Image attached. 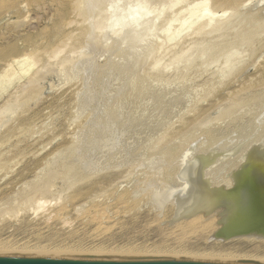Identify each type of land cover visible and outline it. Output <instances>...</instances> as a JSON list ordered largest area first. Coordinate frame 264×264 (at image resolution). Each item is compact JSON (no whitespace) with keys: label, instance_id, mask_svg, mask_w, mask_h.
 <instances>
[{"label":"rangeland","instance_id":"obj_1","mask_svg":"<svg viewBox=\"0 0 264 264\" xmlns=\"http://www.w3.org/2000/svg\"><path fill=\"white\" fill-rule=\"evenodd\" d=\"M76 1L75 0H0V236H2L0 237V241H3V242H0V244L2 243L0 247L5 246L4 243H7V241L9 242V244L11 243L13 247L18 246V248L23 247L24 245H25L24 247H27L26 246L27 244L29 245L28 247L32 245V247H36V248L37 247L39 248L40 245L43 246V248L47 246L45 249H49V248L51 249L52 247H53L52 249H55L56 247L59 248L61 246L62 247L64 246L63 248L69 250L72 247L74 251H81V250L86 251L88 249L91 251L92 247L95 249L96 248L98 249V246H100L99 249H104L106 247V249L108 250L110 249L118 250V247L120 246L119 249L122 248L121 250L125 248V250L127 249L129 251L133 248L135 250L134 251L132 249L133 252L137 254H138L137 252L138 250L141 253H143L144 251L146 255L147 254L150 255L153 252L156 255H153V254L151 255L158 256V257L149 256L145 258L138 257V258H133V260H139V261L157 260V261H166V262H182L186 259V261L184 262L194 261L195 263H198L195 260L191 258L188 259L186 257L190 255L193 256L194 255L193 253L198 255L199 252L201 255H207L210 251H212V248L214 247V244L210 243L212 236H215V234H217L220 229L225 231L226 229L225 225L227 223L219 227L217 231H215L216 232L215 234L214 232H212V234L209 235L210 237L204 234L205 232H203L202 234L196 233L194 234V236L193 234L189 236L187 235L185 236L184 233L181 235V233L178 232L176 234H179V237L176 235L175 237L173 235L175 238L171 235V232L175 230L173 229L174 225L173 226L171 225V222L173 221V219L175 221H178L180 220L178 216L181 218V217H184V215L186 216L187 215L186 213L191 212L190 205H192V203H190L189 200H190V195L192 194V192L198 189V187L207 186V181L204 178H202L203 177L202 175L198 174L199 176L195 175L193 177L190 175V173L188 174V172H190V169L193 166L196 167L198 166V164H200V162H202L203 157L199 153L196 154L195 152L197 151L195 149H194L195 151L194 150L185 151L184 152L185 156H182L183 152L181 153L182 155L179 154L178 151L181 149L179 145L180 144L184 145L185 143L184 141L186 139L184 138L182 140V138L180 137L181 136L186 137V135L187 136L190 135V133L193 132L192 130H194L195 132L192 134L196 135L195 130H197V132L199 133L200 129L198 128L201 127V124L204 126V124H206L207 121L211 117H214L216 114H218L227 104L231 103L230 105H233L232 103L234 102L239 104L241 103V101L243 102V100L247 98L251 93H254L256 90L259 91V88L264 89V0H92V1L84 0L83 3H85L86 5L81 4L80 5L81 8L80 7L76 8L75 7L77 6L76 4H74L75 6L73 5V2L75 3ZM134 11H140V13H142L140 15L142 16L141 17L142 19H140L139 17L140 22L139 21H138L139 23L137 22L138 26H136V31L132 32V28L135 29V26H134L131 29H129V31L127 30L126 33L124 34L122 33L120 37L117 38L116 36H114L113 33L110 32L111 31L110 27L113 21L115 19H124L125 17L127 18ZM80 14H82V16ZM83 14H85L86 16L85 15L83 16ZM82 17L84 19H82ZM72 22L73 24H71ZM241 33H243L242 35L246 33L244 36V39H245L244 44L240 45L235 50L227 51L229 49L224 48L225 44L229 41H231L229 43H232L234 39L236 40V35H234V39L232 40L233 38L232 34H237V37H238ZM248 33H251V34L254 33V34L252 36L251 34L249 35ZM228 34L230 35L229 36L230 39L228 37ZM226 37H228L227 41H226ZM214 40L217 42L218 45L214 42ZM247 40L250 42H247ZM207 42L208 43L210 42L209 44L211 45L207 46L208 45ZM221 43L222 44L224 43V45H222ZM201 45L203 46L201 47ZM89 46H92V47L88 49ZM52 48L55 51H51L53 50ZM84 48L86 49V51ZM217 48L219 50H217ZM220 48L222 51L220 50ZM91 49L94 50V53L96 51L94 57L92 56L94 53L93 52H92L93 54L91 53L92 51ZM194 49H197V50L194 51ZM83 50L85 52H88L89 50L88 53H91V56H90L89 62L87 60V64H85L86 62H84L83 64L85 65L81 64L82 66H79L80 69L78 68L77 76L79 77L81 75L82 67L84 68V66L90 65L89 70H87L88 67L87 69L84 68V70L86 71L85 72L83 71L84 73H82L83 75H81L80 78L76 77L74 78V80L71 79L72 80L71 82L68 80L69 82L68 83L67 80L65 81L66 79L65 76L62 75L64 73H60V72H63L62 68H60L61 65H63L61 64V62L62 63L65 62L67 58L69 59L77 58L76 56H79V54ZM214 50L221 53L220 56L218 52H212ZM191 51H194L195 53ZM222 52H224V55ZM230 55L231 57L229 60L227 58ZM181 57H182V61L184 59H189L190 57H192L191 59L193 58L196 59L194 63V70H196L197 72L203 73V74L201 73L200 75L199 74L196 75L195 88L198 87V85H200L201 83H202L201 85L205 86L204 88L208 86L207 83L213 84L210 86L211 91L209 90V92L207 93L208 95L205 94L203 96L204 98H202L199 101L200 103L198 102L199 106H196L198 104L197 103L195 105L196 106L195 108L192 107L188 111L189 114L188 113H187L188 115L185 114L186 116L185 118L182 117L181 120L179 119L180 121L177 122L173 126V128L172 127L170 128L171 130L168 129L169 132L166 130L167 132L165 131L162 134H160L162 137L159 135L160 136L159 140H158L159 136L158 137L154 136L155 139L152 136L151 139L153 138L154 140L152 139L150 141V138H149L150 136L149 135L147 136V133L145 135L144 132L140 133L136 131L134 135V133L130 134L127 131L122 132V130H117L116 128H113V125L110 122V119H108V116L106 118V116L104 115H107L109 113V109H111V105L112 104L114 105L117 100H119L121 97H122L121 99H123L124 95L128 97V94L129 95L131 94L133 88L129 90L130 87L126 86L128 84V81L130 82L128 85H131V84L133 85L135 84L137 80L135 78H138V76L143 75L145 73L147 74L151 70V68L153 69V67L156 64L161 69H165L167 67L170 68L171 66L181 62L180 60ZM94 58L96 59L94 60ZM217 58H219L220 61ZM91 59L94 60L93 65H91L93 61L90 62ZM210 61L213 64L209 63ZM197 62H198V65H197ZM206 67L209 68L207 69L208 71L206 70ZM119 68H122V69H119ZM201 69L202 70L205 69L207 72L205 70L202 71ZM95 72L98 75H96ZM204 72L207 73L206 74L207 77ZM122 73H124L125 75H123ZM130 75L132 77L134 75H138V76H135V78H133L132 80V79H129L128 77ZM213 75H215L216 77L215 76L213 77ZM199 77L201 78V81ZM219 78H221V80H219ZM219 82H221L222 84ZM201 85L199 86L201 90L198 88L196 89V90H200L198 91L199 93L203 92V90H206L208 88L207 87L206 89H203ZM108 87H110L111 89ZM118 88H120L119 91H118ZM124 88L127 89L128 93L126 92L125 94L126 90ZM121 89H124V90H121ZM128 90L131 92L129 93ZM212 90L215 92H213ZM122 91H124L123 92L124 95H122L123 94ZM120 94H121V97H120ZM100 95L103 97H101ZM115 98H116V101L114 100ZM112 100L115 101V103ZM203 100L205 101L203 102ZM102 101L104 103H102ZM80 104L82 105L83 108L80 107L81 106ZM106 107L108 110L106 109ZM79 114L80 116H78ZM209 115L211 117H209ZM106 120H109V121H106ZM195 126H199V127L196 128ZM203 131L204 130H201L199 134L203 133ZM217 132H221V130ZM93 133H95L96 135ZM184 133L186 135H184ZM137 134L139 135L137 136ZM86 135H90V138L94 137V135L95 137H98L100 135L101 137L100 136L99 137L104 139L105 149L103 150L100 148L99 150H96V149L94 150V153L96 151L99 152L98 153L99 155L97 156L98 159L100 158L98 164H102V165L106 164L105 167L104 165L103 166L101 165L102 172L98 170L100 173L96 172L95 173L96 175L93 176L94 175L93 174L92 178L91 176L88 177L91 179L87 178L88 180H84L83 182L77 183L75 186H78V189L74 185L68 186L65 184V187L68 186V188H70L71 186L76 190H74L73 188H70L71 190L66 189V188L62 189L64 188V183L62 182L63 185L61 186L60 184L62 183H61V180H59L58 182L59 185L56 186L57 188L54 187L52 189L54 191L51 190L53 193L51 192L45 195L46 197L44 198L46 200L48 199V201L45 200L46 203H43L44 207H40L38 204H35L37 199H38L37 203L40 200L43 201L44 199V198L43 199L39 198L40 196L37 194V191L36 193L34 192L37 186L36 184H38V182L41 183V181L43 180L42 177L43 178L45 177L46 175L45 173H47L49 171L48 169H50L49 167H52V165H55L58 163V160L60 159V155H62L60 154L61 153L60 150L62 151L63 149L66 148V150H63L62 152L64 153L67 150L73 148L75 145L79 146L80 145L79 142L86 143V141L89 138V136H87L88 138L85 141ZM143 137L145 140L143 139ZM180 139L182 140L181 142L183 143H179L180 141L177 142V140H180ZM150 142H153V143H150ZM108 143L110 145V148H109V145H107ZM176 143H179V144L176 145ZM149 144L152 146H150ZM70 145H71V148L69 147ZM176 146L178 147V149L179 148L180 149L179 150L176 149L177 148ZM102 148H104V146ZM171 149H173L174 152ZM169 151L175 153L174 154L175 157L173 158V160L172 159L170 160L169 162L170 164L168 163V166H167L166 162H168L169 159L165 158L167 160L165 161V159H163L164 156L162 154L163 152L165 153ZM192 151L194 152L193 156H191ZM58 152H60L59 153L60 155L58 154ZM185 153L186 154L188 153V154L186 155ZM56 155H58L59 158L56 157ZM101 155L102 157H100ZM111 155L112 157H109ZM155 155H158L156 157H159L160 155L162 156L161 158L159 157L157 159H160L158 161L162 163H159V164H163V166L165 165L164 162L166 163L165 165L166 167H164L165 169L164 168L160 169L161 168L160 165H158V163L154 160L153 156ZM178 156L183 157V158L180 159L178 158ZM186 156L187 157L190 156V157L187 158ZM104 157L106 158V160ZM191 157L193 159H191ZM237 157L238 156L234 154V156H232V160L231 158L230 159L228 158L229 161L227 160V158H225L228 162L225 161L224 159L222 160V162L225 161V164L226 163L228 164L226 165L221 164V161H220L219 163H217L216 165L217 167L215 166L217 170L215 167L214 169H212L213 170L212 172H214L212 176L214 177V179H216L215 180L216 182L218 181L216 188L220 189L219 187H222L225 184H227L228 186H226V188L229 187V189H225V190H230L231 188H233V186L237 184L238 178L235 177L236 176V173L234 172L235 169H232L233 164L235 165V163H237V160H238ZM54 159L56 160V163L53 162ZM161 160H164V161H161ZM184 160L186 161L184 162ZM233 160L235 161L234 163H233ZM100 161L104 163H101ZM153 161H155V163H152ZM171 161L173 164L171 163ZM49 163L51 165H49ZM149 163L150 164L152 163V164L150 165ZM152 165H154L153 167L155 168L160 167L158 168L159 169L158 171L161 172L162 170L161 173L165 176L160 178L158 176V174L160 176L162 175L160 172H158L154 168L152 169L149 168V167H152ZM155 165H158V167ZM178 165H183L184 167L182 166L179 167ZM227 165L228 166L230 165V166L228 167ZM141 166L142 168L144 167V169H145V166H146V169L148 166V169H149L148 172H146L147 171L146 169L145 170L142 169ZM225 166H227L226 169L222 170V168H225ZM180 168L183 170H181ZM151 170L155 172L157 171L156 174L157 173L158 174L157 175L155 174L156 179L154 181L156 183L153 182L154 184H151L149 186L150 188L148 187V190H146V191L151 190L150 193H148L150 195L145 194L147 192H144V194L142 195L140 199L141 201L139 200L140 202L139 201H138L139 203L137 202L138 205L135 202L134 203L136 205L132 202H129L130 198H129V201L123 202L122 205L121 204L117 205L115 204V202L113 203L114 197L122 194L123 192L131 190V188H134L138 184L144 183V181H142L145 178L144 174L150 173L149 171ZM215 170L218 171L216 175H218L219 173L220 176L215 175L216 173ZM219 170L220 171L222 170V172H219ZM138 171L142 173V177L139 176ZM142 171L143 172L145 171V173L143 174ZM167 172H173L174 174L178 172L176 173L177 174L176 184H178V186L173 183H172L173 185L170 184L167 180L165 182ZM136 174L139 176V178L138 177L136 178L135 176ZM152 177H155V176H152ZM215 177H218V179ZM38 178H40L39 179L40 181L38 180ZM140 178H143V179L141 180ZM226 178L228 180H226ZM137 179L141 180V182L138 181ZM187 179L188 181H186ZM201 179H202V182H201ZM229 179H230L231 184L228 183ZM219 180L221 181L220 183L224 182V184L223 183L220 184ZM87 181H89L90 184ZM134 181L137 183H135ZM181 181L183 182L184 186L182 185ZM32 182L34 185L31 184ZM85 183H88L89 185ZM132 183H134L132 185L133 187L131 186ZM233 183H235V185ZM92 184L95 186H93ZM29 185L31 187H35L33 188L34 190L33 192H31L32 188ZM80 185H82V187ZM59 186L62 188H60ZM97 186H98V189H97ZM124 186L127 188H125ZM144 186L145 185L143 184V187H142L143 189H144ZM188 187L190 189H188ZM224 187L223 189L221 188L220 191H225ZM28 188L29 190L30 189L31 190L29 191ZM158 188H159V192L157 190ZM186 188L187 190H185ZM65 190L67 192H65ZM164 190H167V191H164ZM25 191L26 192L29 191L30 193L26 194L24 193ZM173 191H176L177 193L182 194L180 195L174 192L177 194V196H179L177 197L179 199V202L181 200V202L177 203V205L175 202L177 198L173 197L175 196ZM56 192L59 194H57ZM151 192L152 193L154 192V193L152 194ZM185 192L186 193L188 192V193L186 194ZM32 193L36 195V200L34 198L35 195H33ZM160 193L162 195L164 194L162 198H161ZM166 193H167V196H169V194H172V196L166 197ZM184 193L186 194V196H189V197H186V196L184 197L183 196ZM56 194L60 196L59 197L55 196ZM79 194H80V197H79ZM158 194H160V196ZM154 195L156 197H154ZM30 196H32L33 198L31 199ZM75 196H77L78 198L76 199V201L74 200L75 203L73 202V204H71L73 205L72 208H74V205L76 207L73 209L74 213H73V210L69 208L68 214L72 212L71 213L72 215L70 216L68 215L67 216L68 219L66 218L67 214L63 216L68 222L65 219H62L60 217V218H57L59 219L57 220L58 222H56V219H55L56 223H54V220L53 221L51 220L53 218L52 215L54 214V211L57 210L60 205H63V203L67 201L68 197L71 198ZM98 197L99 199H97ZM100 197L103 198L104 201H102ZM172 197L173 199L171 200ZM154 198L156 200H159L160 202L156 201ZM158 198H161V200ZM183 198L184 199L187 198L188 203L186 202V204H184L185 201H182L184 200ZM107 199L108 200L110 199L111 201L110 200L109 201L111 202V204L113 203L114 205L111 206L109 204L110 202ZM24 200L28 202L25 203ZM100 200L102 203L101 205L107 204V203H108L107 205H110L108 206L109 209L107 208L108 212L107 211L106 212L107 213L111 212V213L110 214L104 213V216L106 215V217L104 218H107L108 216V218H110L109 220L107 218L104 221L103 218L102 219L100 218V217H103L102 216L103 213L99 214L100 216L99 220L104 221V223L97 220L98 218L97 214L96 216H94L96 207L100 206ZM92 201H94V203ZM154 201H156V203L157 202L159 203L155 204ZM176 201L178 202V200ZM81 202H83L84 205H82ZM47 203L48 205H46ZM181 203L183 205H187L190 203V205H188L190 208L186 207L184 209L188 211L184 213L182 212L184 207ZM132 204H134L135 206ZM158 204H160L161 206ZM172 204H174V206ZM179 204H181L182 206ZM93 205H97V206H93ZM157 205L164 209H161V208L159 209V207L156 208ZM163 205L165 206L162 207ZM82 206L83 208L87 206L86 207L87 209H91L92 212L94 211L92 213L91 210H87L85 208L87 211V214H85L84 215L85 217H83V219H86L84 221L82 220V216H80L84 212V211L82 212V210H85L81 208ZM175 206L176 207L180 206L182 209L180 207L178 208H180L181 214H184V215L181 216V214L177 213L178 211L174 215L173 211H174ZM170 207L173 210H171ZM78 208H81L82 210ZM168 208H169V211L167 210ZM79 210H81L80 211L81 214L80 212H77ZM115 211L120 216L117 215ZM126 211H129V212H126ZM90 212L93 214V216H91L92 214ZM124 212L126 214H124ZM78 213H79V216L76 217L75 215H78ZM165 214L167 215L168 219L166 218ZM255 214H253L254 217L252 216V214L247 215V217L251 219V221H249V219L246 216L244 217L245 219L243 218L244 219L243 221L236 219L234 221V224L237 226L240 224L239 222H241V224L239 225L240 228L239 226L235 228V225L232 223L233 221L232 222L229 221L227 224V226L230 229L229 233L231 232L232 229H233L232 232H234L235 229L237 230L239 229L241 231V233L239 232V234L244 233V231H246L245 233H248L247 230L252 226V224L255 225L257 223H261L260 225H264V218H263L264 215L260 213L258 215L259 217L255 219V217H257V214L256 215ZM86 216L87 217L89 216L90 218L88 217V220H87ZM49 217H50V223L48 222ZM115 217L117 218L119 217L118 219L121 221H118V219ZM120 217H123L126 220L124 221V219ZM160 217L163 219V221L159 220L161 219ZM131 218L133 219L130 220L131 221L130 222L129 219ZM46 219L48 220L46 221ZM61 219L64 220L65 222L62 221L63 222L62 223L60 221ZM157 219L159 222H156ZM169 219L170 221H168ZM43 221L44 222L46 221V222L44 223ZM115 221L116 223H113ZM236 222L239 224H237ZM247 222L249 224H247ZM47 223H49L50 226L47 225ZM87 224L89 226H87ZM110 224H113V225L116 224V227L115 225L114 226L111 225L109 227ZM128 224H130L129 227H128ZM229 224H232L234 226H231ZM101 225H103V228ZM42 226H44L45 229L44 227L42 228ZM97 226L98 228H96ZM104 226L106 229L112 228V230H109V229L106 230L104 229ZM168 226H169V229H167L166 231V228ZM230 226L232 229L230 228ZM247 226L249 227L248 229H247ZM3 227L5 228V230L3 229ZM117 227H121L122 229L124 228L123 229L124 231L121 228H117ZM259 227L258 229L260 230V232L262 230L264 231V228L262 229ZM245 228L246 230H244ZM162 230H164V234L160 232ZM222 230H220L222 235L223 233L224 234L228 233V228L226 229L225 232ZM5 232L7 233L5 234ZM175 232L176 230L173 233ZM232 232H231V235L233 234L232 236L236 237L238 235L236 233L237 231L235 232L237 235H234L235 233H232ZM221 233L219 234L220 236H221ZM229 233H228V236H230L231 238V235ZM199 234L200 236H197ZM162 235L164 236V238H162L163 237ZM168 235L170 237L169 239H167ZM201 235H202V239H198V238H201ZM257 235L259 238L256 237V239L254 238L255 240L251 239L248 241L264 243V240H263L264 233L261 232V234L259 233ZM226 236L227 235H224V237L222 238H227L228 236L227 237ZM3 237L5 238L3 239ZM11 237H12V240L10 239ZM172 237H173V241L174 240L176 241L178 238L183 239V237L185 241L184 239L183 240L181 239L182 240L181 242V240L179 239L181 243L178 241L177 242L178 246H177V243L175 241H174L175 243L171 241ZM165 238L169 241H166ZM187 238H188V241L186 240ZM189 238L192 240H190ZM5 239L6 240L8 239V240L6 241ZM37 239L39 241L42 240V243L40 244V242L37 241ZM62 240L63 241L66 240V241L62 242ZM99 240H102V241L99 242ZM189 240L191 243H189ZM200 240H202V242ZM57 241L60 242V244ZM192 241H194V243L196 241L200 243L199 246H198V243L194 244ZM244 241H247V240H244ZM15 242L16 243L19 242V243L16 244ZM89 242H92L93 244L92 243L90 244ZM108 242L109 244L113 242L114 243L110 244L109 246ZM144 242H145V245H144ZM158 242L160 243L162 242L163 245L159 244ZM167 242L168 243L170 242L171 244L169 243V245L170 246L172 245V246L168 247ZM183 242H184V246H182ZM49 243L53 245H50ZM56 243L60 246L58 247ZM62 243H64L65 245L64 244L61 245ZM96 243H97V247H95ZM99 243H102V244L99 245ZM188 243L190 244L189 248H191L193 245H194L193 246L194 248L192 247L191 249H189ZM206 243L208 245H206ZM38 244L40 245L38 246ZM55 244L57 246H55ZM105 244H108V245H105ZM115 244L118 247H116ZM122 244H123V247H121ZM90 245L91 246L93 245V246L91 247ZM130 245H131V248H130ZM173 245L175 246V248ZM238 245L239 244L237 245L235 244L231 246L227 245L225 248H231L232 249L231 254L235 256L236 258L244 257V256L248 258V256L254 257L255 255L254 259L257 260L259 258L264 257V249L262 250V248H264L263 244L261 246L260 245L255 246V244H253V246H255L257 250L255 248L253 249V247L249 246V244L248 245L242 244L239 247ZM6 246H8V243L6 244ZM89 246L91 249L89 248ZM102 246L103 248H101ZM112 246H115V247L111 248ZM153 246H155L154 247L155 249L152 248ZM159 246L160 248L162 246V248L160 249ZM176 246L177 248L179 247L178 250ZM241 246H244V247H241ZM79 247L82 249L78 250L80 249ZM83 247L85 248V250ZM143 247H147V248H143ZM163 247L164 248L166 247L165 248L166 251ZM184 247H186V249ZM202 247H205V248L203 249ZM259 247H261V251ZM238 248H240V251L238 250ZM142 249L144 250L142 251ZM159 249L161 250V252H157V250L160 251ZM152 250H154L156 253ZM168 250L171 251L170 253L175 254V256L170 255ZM184 250H187V252ZM190 250H193L194 252ZM162 251H165V252H162ZM184 252L190 255H187L186 253L184 254ZM159 253L160 254L163 253V255L161 254L163 258H161L162 256ZM241 253H243L242 256L240 255ZM178 254L179 256L180 255H186V256H184V259L182 260V256L178 257L177 256ZM252 254L254 255L252 256ZM141 255H144V254H141ZM10 256H13V255H10ZM22 256H25V255H22ZM26 256H35V255H26ZM39 256H43V255H39ZM46 257H50V256H46ZM51 257H56V256H51ZM57 257L105 258V259L118 258L115 260H129L128 257H92V256L79 257L77 255H72V254L60 255ZM168 257H172V258H168ZM1 258L3 257H1V254H0V259ZM129 258L130 260H132L131 257ZM199 262L201 263V261ZM256 263L264 264V262L263 263L256 262Z\"/></svg>","mask_w":264,"mask_h":264},{"label":"bare ground","instance_id":"obj_2","mask_svg":"<svg viewBox=\"0 0 264 264\" xmlns=\"http://www.w3.org/2000/svg\"><path fill=\"white\" fill-rule=\"evenodd\" d=\"M76 1V0H75ZM78 1V2H77ZM75 3L73 2V5L74 4H76L77 6H75L76 8H81V4H84V5H86L85 3H83L84 2V0H77ZM88 1V0H87ZM89 1H92V0H89ZM83 7V6H82ZM75 8V9H76ZM89 11V10H88ZM88 11H87V13H88ZM93 11V10H92ZM91 13H93V12H91ZM74 14V13H73ZM142 13H140V11H134V12H132L131 13V15L130 16H128L127 18L125 17L124 19H115L114 21H113V23L111 24V31L110 32H112L113 33V35L114 36H116L117 38L118 37H120L121 36V34L123 33H126V31L128 30L129 31V29H131L132 27H134L135 26V29L134 28H132V32L133 31H136V26H138V24H137V22L139 21L140 22V19H142L141 17L142 16H140ZM81 16H82V14H80ZM85 14H83V16H84ZM89 15V14H88ZM86 16V15H85ZM76 17H78V16H76ZM139 17H140V19H139ZM82 19H84L83 17H82ZM138 22V23H139ZM71 24H73V22L71 23ZM137 24V25H136ZM69 26V25H68ZM222 26V25H221ZM231 27V26H230ZM220 28V27H219ZM248 29V28H247ZM221 30V29H220ZM76 33V32H75ZM243 33H241L238 37H237V34H232L233 35V38H232V40L234 39V35H236V40L234 39L233 41H232V43H229V42H231V41H229V42H225L226 44H225V49L227 48V49H229V50H227V51H232V50H235L237 47H239L240 45H242V44H244V42H245V39H244V36H245V34L244 35H242ZM249 35L251 34V33H248ZM254 34V33H253ZM253 34H251L252 36H253ZM230 35L228 34V37H229ZM248 36V35H247ZM228 37H226V41H227V38ZM232 37V36H231ZM247 38V37H246ZM249 38H250V36H249ZM229 39H230V37H229ZM228 39V40H229ZM220 40V39H219ZM218 41V40H217ZM213 42V41H212ZM211 42V43H212ZM214 42L217 44V42L214 40ZM223 42H224V40H223ZM247 42H250V41H248L247 40ZM61 43V42H60ZM210 43V42H209ZM208 42H207V46H209V45H211V44H209ZM254 43V42H253ZM214 44V43H213ZM212 44V45H213ZM222 44V43H221ZM220 44V45H221ZM246 44H248V43H246ZM249 44H251V43H249ZM62 45V44H61ZM204 45V44H203ZM203 45H201V47L203 46ZM218 45V44H217ZM222 45H224V43L222 44ZM94 46V45H93ZM248 46V45H247ZM250 46V45H249ZM90 47H92V46H89V48L88 49H90ZM205 47V46H204ZM217 47V46H216ZM220 47V46H219ZM82 48V47H81ZM86 48V47H85ZM84 48V49H85ZM95 48V47H94ZM215 48V47H214ZM213 48V49H214ZM222 48V47H221ZM221 48H220V50H221ZM243 48V47H242ZM53 49V48H52ZM198 49H199V47H198ZM204 49V48H203ZM208 49V48H207ZM210 49H211V47H210ZM92 51H91V53L93 52L94 53V50L93 49H91ZM193 50V49H192ZM195 50H197V49H194V51ZM217 50H219L218 48H217ZM51 51H55L54 49L53 50H51ZM84 51V50H83ZM83 51H81V53L79 54V56H76L77 58H73V59H69V58H67V60L65 61V62H61V64H63V65H61V67L60 68H62V71L63 72H60V73H64V74H62V75H64L65 76V81L67 80V82H68V80L71 82L72 80L71 79H73L74 80V78H76V77H78L77 76V74H78V68L80 69V67L79 66H82V65H85V64H87V60H88V62H89V59H90V56H91V53H88L89 52V50H88V52H85L86 51V49H85V51L83 52ZM194 51H191V52H193V53H195ZM222 51V50H221ZM237 51V50H236ZM83 52V53H82ZM202 52V51H201ZM212 52H218V51H212ZM224 52H226V51H224ZM224 52H222L223 53V55H224ZM239 52V51H238ZM74 53V52H73ZM92 53V54H93ZM95 53H96V51H95ZM95 53L92 55L93 57H94V55H95ZM103 53V52H102ZM190 53V52H189ZM203 53V52H202ZM219 53V52H218ZM233 53V52H232ZM36 54V53H35ZM38 54V53H37ZM188 54V53H187ZM199 54V53H198ZM210 54H211V52H210ZM209 54V55H210ZM220 54L221 53H219V56H220ZM228 55V54H227ZM226 55V56H227ZM99 56V55H98ZM187 56V55H186ZM193 56V55H192ZM205 56H207V55H205ZM70 57V56H69ZM178 57V56H177ZM218 57V56H217ZM224 57V56H223ZM230 57H231V55L230 56H228V58L227 59H229L230 60ZM72 58V57H71ZM192 57H190L189 59H184L183 61H182V57H181V62H179V63H177V64H175V65H173V66H171L170 68L169 67H167V68H165V69H161V68H159V66L156 64L154 67H153V69L151 68V70L146 74H143V75H140V76H138V75H134L133 77L130 75V76H128L129 77V79H132L133 80V78H135V76H138V78H135V79H137L136 80V82H135V84H131V85H128L130 82L128 81V84L126 85V86H128V87H130L129 88V90L131 89V88H133V90H132V92L131 91H129V93L131 92V94L129 95L128 94V97H126L125 95H124V91H122V95H124V97H126V98H124L123 97V99H121L122 97H121V94H120V99L119 100H117L116 101V98L114 99L115 101H116V103H115V101H113L115 104L112 106L111 105V109H109V113L107 114V115H104V116H106V118H107V116H108V119H110V122L112 123V125H113V128H116L117 130H122V132L124 131H127V132H129L130 134L131 133H134V135H135V133H136V131L137 132H140V133H145V135H146V133H147V136L149 135L150 137V141L154 138L155 139V137L154 136H156V137H158L160 134H162L163 132H165L166 130L169 132V130L168 129H170L171 127L173 128V126L177 123V122H179L180 120H181V118L182 117H186L185 116V114H189V110L192 108V107H196V106H199V101L202 99V98H204L203 96L205 95V94H207L208 92H209V90L211 91V89H210V86L211 85H213V84H209V83H207L208 84V88L206 89V88H204L205 86H203V85H201V87H203V89H206V90H203V92H201V93H199L198 91H200L201 89L199 88V86L200 85H198V87H196L195 88V78H196V75L197 74H201L202 72H197L196 70H194V63H195V60L196 59H191ZM203 58H204V56H203ZM214 58V57H213ZM212 58V59H213ZM38 59V58H37ZM93 59V58H92ZM90 60V62L91 61H93V63L91 64V65H93L94 64V60L96 59V58H94V60ZM179 59V58H178ZM177 59V60H178ZM218 60H219V58H217ZM226 59V58H225ZM176 60V61H177ZM201 60H202V58H201ZM13 61V60H12ZM175 61V62H176ZM207 61V60H206ZM216 61V60H215ZM220 61V60H219ZM84 62H86L85 64H83ZM122 62V61H121ZM209 63H212L211 61L209 62ZM216 63V62H215ZM82 64V65H81ZM174 64V63H173ZM213 64V63H212ZM217 64V63H216ZM197 65H198V62H197ZM202 65V64H201ZM90 66V65H89ZM89 66H84V68H86L87 69V67H88V69L87 70H89ZM96 66V65H95ZM95 66H94V68H95ZM119 67V66H118ZM209 67V66H208ZM83 68V67H82ZM81 68V70H82V73H84L86 70H84V68L82 69ZM97 68V67H96ZM197 68V67H196ZM91 69V68H90ZM119 69H122V68H119ZM200 69V68H199ZM207 69H209V68H207L206 67V70ZM148 70V69H147ZM202 70V69H201ZM203 70H205V69H203ZM202 70V71H203ZM205 70V71H206ZM211 70V69H210ZM233 70V69H232ZM84 71V72H83ZM93 71V70H92ZM103 71V70H102ZM208 71V70H207ZM206 71V72H207ZM215 71V70H214ZM87 72H89V71H87ZM91 72V71H90ZM106 72H107V70H106ZM124 72V71H123ZM210 72V71H209ZM212 72V71H211ZM217 72H219V71H217ZM229 72V71H228ZM81 73V72H80ZM81 73V75H83ZM96 73V72H95ZM99 73V72H98ZM120 73V72H119ZM125 73V72H124ZM124 73H122L123 75H125ZM129 73V72H128ZM143 73H144V71H143ZM205 73V72H204ZM106 74V73H105ZM142 74V73H141ZM203 74V73H202ZM207 73H205V75H206ZM214 74V73H213ZM217 74V73H216ZM220 74V73H219ZM80 75V74H79ZM80 75V76H81ZM96 75H98L97 73H96ZM100 75V74H99ZM122 75V76H123ZM133 75V74H132ZM221 75V74H220ZM226 75V74H225ZM80 76L78 77V78H80ZM194 76V77H193ZM215 75H213V77H214ZM86 77H88V76H86ZM119 77V76H118ZM117 77V78H118ZM131 77V78H130ZM206 77H207V75H206ZM208 77H210V76H208ZM213 77H211V78H213ZM216 77V76H215ZM62 78V77H61ZM77 78V79H78ZM84 78V77H83ZM92 78V77H91ZM112 78V77H111ZM200 78V77H199ZM85 79V78H84ZM93 79V78H92ZM91 79V80H92ZM97 79V78H96ZM105 79V78H104ZM128 79V78H127ZM134 79V80H135ZM217 79V78H216ZM76 80V79H75ZM79 80V79H78ZM90 80V81H91ZM95 80V79H94ZM119 80V79H118ZM131 80V81H132ZM219 80H221V78H219ZM110 81V80H109ZM200 81H201V78H200ZM204 81V80H203ZM223 81V80H222ZM94 82V81H93ZM92 82V83H93ZM96 82H97V80H96ZM95 82V83H96ZM69 83V82H68ZM73 83V82H72ZM105 83V82H104ZM108 83V82H107ZM119 83V82H118ZM124 83V82H123ZM206 83V82H205ZM219 83H221V82H219ZM87 84V83H86ZM109 84V83H108ZM198 84V83H197ZM203 84H204V82H203ZM206 84V85H207ZM222 84V83H221ZM100 85H101V83H100ZM107 85V84H106ZM105 85V86H106ZM119 85V84H118ZM99 86V85H98ZM97 86V87H98ZM122 86V85H121ZM96 87V88H97ZM113 87V86H112ZM127 87V88H128ZM108 88H110V87H108ZM121 88V87H120ZM120 88H118V91L120 90ZM200 89V90H196V89ZM99 89V88H98ZM105 89V88H104ZM107 89V88H106ZM111 89V88H110ZM125 89V88H124ZM124 89H121V90H124ZM213 89V88H212ZM258 89V88H257ZM261 88H259V91L258 90H256L254 93H251L247 98H245L244 100H243V102L241 101V103H232L233 105H230V104H227L218 114H216L214 117H211L210 115H209V117H211L208 121H207V123L206 124H204V126L201 124V127L200 128H198V129H200L199 131L201 132V130H204L203 131V133H201V134H199L198 132H197V130H195L196 131V135H194V134H192V133H195L194 132V130H192L193 132H191L190 130V135H186L185 133H184V135H186V137L184 136V137H180V138H182V140L184 139V138H186L185 139V143H184V145L183 144H180L179 146H180V150L178 149V147L176 148V149H178L179 151H178V153L179 154H181L182 152V156H185L184 155V152L185 151H189V150H196L197 152H195L196 154L197 153H199L200 155H202V157H203V160H202V162H200V164H198V166H196V167H192L191 169H190V172H188V174L190 173V175L191 176H197L198 174L199 175H202L201 177L202 178H204L206 181H207V186H203V187H198V189H196L194 192H192V194L190 195V194H188V195H190V200H189V202L190 203H192V205H190V203L189 204H187V205H183L182 203V205H183V210L187 207V208H190L191 209V212H188V213H186L187 215L185 216L184 214H181V212H180V206H178V207H180V208H178V207H174V215H175V213L177 212L178 214H181V216L182 215H184V217H179L178 216V218L180 219V220H178V221H175L174 219H173V221L171 222V225L173 226L174 225V228L173 229H175L176 230V232L175 233H173L174 231H172L171 232V235L173 236H178L179 237V234H176V233H181V235L184 233L185 234V236L187 235V236H189V235H192L193 234V236H194V234H196V233H200V234H202L203 232H205L204 234H206V235H210V234H212V232H214V234L216 233L215 231H217V229L219 228V227H221V226H223L224 224H228V222L230 221V222H232L233 224H234V221L237 219V220H244L245 218V216L247 217V215L248 214H252V216H253V214H257V217H255V219L256 218H258L259 216V214L261 213V214H263L264 215V89H261ZM101 90V89H100ZM117 90V89H116ZM126 91H125V94H126V92H127V89H125ZM88 91V90H87ZM213 91V90H212ZM107 92V91H106ZM213 92H215V91H213ZM212 92V93H213ZM92 93V92H91ZM95 93V92H94ZM128 93V92H127ZM85 95V94H84ZM115 95V94H114ZM208 95V94H207ZM211 95V94H210ZM98 96V95H97ZM96 96V97H97ZM101 96V95H100ZM106 96V95H105ZM117 96V95H116ZM101 97H103V96H101ZM107 97V96H106ZM114 97V96H113ZM208 97V96H207ZM206 97V98H207ZM210 97V96H209ZM112 98V97H111ZM190 100H189V99ZM244 98V97H243ZM103 100V99H102ZM106 100V99H105ZM90 101V100H89ZM205 100H203V102H204ZM109 102V101H108ZM199 102V103H198ZM92 103H94V102H92ZM96 103V102H95ZM102 103H104L103 101H102ZM112 103V102H111ZM110 103V104H111ZM198 103V104H197ZM201 103H202V101H201ZM107 104V103H106ZM109 104V105H110ZM197 104V105H196ZM81 105V104H80ZM93 105V104H92ZM104 105V104H103ZM108 105V106H109ZM196 105V106H195ZM87 106V105H86ZM99 106V105H98ZM81 108H83L82 107V105L80 106ZM101 107V106H100ZM85 108V107H84ZM101 109V108H100ZM106 109H107V107H106ZM80 110V109H79ZM104 110V109H103ZM108 110V109H107ZM83 111V110H82ZM106 111V110H105ZM74 112H76V111H74ZM97 112V111H96ZM100 112V111H99ZM101 112H103V111H101ZM191 112H192V110H191ZM79 113V112H78ZM77 114V113H76ZM105 114H106V112H105ZM187 114V115H188ZM77 116V115H76ZM78 116H80V114L78 115ZM208 116V115H207ZM77 118V117H76ZM79 118V117H78ZM180 119V120H179ZM75 120V119H74ZM106 121H109V120H106ZM203 121V120H202ZM73 122V121H72ZM203 123V122H202ZM103 124V123H102ZM107 125V124H106ZM111 125V124H110ZM104 126V125H103ZM204 128H203V127ZM108 127V126H107ZM196 128L197 127H199V126H195ZM111 128V127H110ZM196 128H194V129H196ZM202 128V129H201ZM96 129V128H95ZM95 129H94V131H95ZM98 129H99V127H98ZM193 129V128H192ZM171 130V129H170ZM219 130H221V132H217V131H219ZM89 131V130H88ZM101 131V130H100ZM131 131V132H130ZM133 131V132H132ZM166 131V132H167ZM117 132V131H116ZM92 133V132H91ZM98 133V132H97ZM103 133V132H102ZM197 133H198V135H197ZM85 134V133H84ZM86 134H88V133H86ZM93 134H95V133H93ZM165 134V133H164ZM188 134H189V132H188ZM193 136H192V135ZM96 135V134H95ZM95 135H94V137H91L90 138V135H86V137H85V141H86V139L88 138L87 136H89V138H88V140L86 141V143L85 142H83V143H81V142H79L80 143V145L79 146H76L75 144V146L73 147V148H71V145L69 146L71 149H69V150H67L66 152H64V153H62L63 152V150H66V148L65 149H63L62 151L60 150V152H58V154L60 153V154H62V155H60V159L58 160V163L57 164H55V165H52V167H49V165H51L50 163H49V165H48V167L50 168V169H48V170H46V171H48L47 173H45L46 175H45V177L43 178L42 177V181H41V183L40 182H38V184H36L35 186H36V189H35V191L33 190V188H35V187H31L30 185V187L32 188V190H31V192H35L36 193V191H37V194L40 196L39 198L40 199H43L44 197H46L45 195L46 194H48V193H51L52 191H54V190H52L54 187H56V186H58L59 185V180H61V183L63 182L64 183V188H62V187H60V188H62V189H70V188H73V187H71L72 185H76L77 183H80V182H83L84 180H88V179H91L92 178V175L93 176H95L96 174V172H98V173H100L98 170H100L101 171V169H102V166L104 165H102V164H98L99 163V159H98V153L99 152H95L94 153V150L96 149V150H99L100 148L101 149H105V144H104V139L103 138H100L101 136V134L98 136V137H95ZM139 134H137V136H138ZM141 135V134H140ZM92 136V135H91ZM143 136V135H142ZM153 136V138L151 139V137ZM161 136V135H160ZM160 136L158 137V140L160 139ZM104 137V136H103ZM134 137V136H133ZM132 137V138H133ZM141 137V136H140ZM162 137V136H161ZM164 137V136H163ZM131 138V139H132ZM142 138V137H141ZM106 139V138H105ZM143 139H144V137H143ZM142 139V140H143ZM153 139V140H154ZM164 139V138H163ZM177 139V138H176ZM81 140V139H80ZM111 140V139H110ZM141 140V139H140ZM145 140V139H144ZM181 139L180 140H177V142L178 141H180L179 143H183V142H181L182 141ZM82 141V140H81ZM84 141V140H83ZM149 141V140H148ZM147 141V142H148ZM161 141V140H160ZM145 142V141H144ZM155 142V141H154ZM134 143V142H133ZM150 143H153V142H150ZM158 143V142H157ZM179 143H176V145L177 144H179ZM78 144V143H77ZM107 145H109V143L107 144ZM133 145V144H132ZM140 145V144H139ZM150 145V144H149ZM148 145V146H149ZM104 146V148H102ZM121 146V145H120ZM150 146H152V145H150ZM108 148V147H107ZM109 148H110V145H109ZM112 148V147H111ZM117 148V147H116ZM115 149V148H114ZM113 150V149H112ZM173 152H174V150L173 149H171ZM194 150V151H195ZM164 151V150H163ZM108 152V151H107ZM173 152H171V151H169V152H163V156H164V158L163 159H169V161L168 162H166L167 163V166H168V163L170 162V160L172 159L173 160V158L175 157L174 156V154L175 153H173ZM106 153V152H105ZM118 153V152H117ZM146 153V152H145ZM162 153V152H161ZM161 153H159V154H161ZM96 154V155H95ZM112 154V153H111ZM120 154V153H119ZM186 154V153H185ZM188 154V153H187ZM186 154V155H187ZM193 154H194V152L192 151V155L191 156H193ZM234 154H236V156H238L237 158H238V160H237V163H235V165L233 164V168L232 169H235L234 170V172L236 173V178H238L237 179V184L235 185V183H233L235 186H233V188H231L230 190H225V189H229V187L228 188H226V186H228L227 184H225L224 186H222V187H219L220 189L222 188L223 189V187H224V190L225 191H220V189H218V188H216V185H217V182L215 181L216 179H214V177L212 176L213 174H214V172H212L213 170L212 169H214V167L217 165V163H219L220 161H221V164H225V161H227L228 160V158L230 159L231 158V160H232V156H234ZM108 155V154H107ZM146 155V154H145ZM178 155V154H177ZM180 155V156H181ZM156 156H158V155H155V156H153L154 157V160L158 163V165H160V167H158V165H155V166H157L158 168H160V169H162V168H164V167H166L165 165H166V163L164 162V166H163V164H159V163H162V162H160V161H158V160H160V159H157V158H161L162 156L160 155L159 157H156ZM197 156V155H196ZM56 157H58L59 158V156L58 155H56ZM100 157H102V155L100 156ZM109 157H112V155L111 156H109ZM155 157H156V159H155ZM187 157V156H186ZM190 156H188L187 158H189ZM54 158V157H53ZM105 158V157H104ZM118 158V157H117ZM147 158V157H146ZM178 158H183V157H179L178 156ZM198 158V157H197ZM225 158H227V160L225 159ZM233 158H235V157H233ZM165 159V161H167ZM184 159H185V157H184ZM191 159H193L192 157H191ZM225 160L224 162H222V160ZM55 160V159H54ZM53 160V162H55L56 163V160L54 161ZM105 160H106V158H105ZM108 160V159H107ZM152 160V159H151ZM190 160V159H189ZM103 161V160H102ZM102 161H100L101 163H104V162H102ZM109 161V160H108ZM108 161H106V162H108ZM155 161H153L152 163H155ZM161 161H164V160H161ZM180 161V160H179ZM186 160H184V162H185ZM191 161V160H190ZM196 161V160H195ZM229 161V160H228ZM227 161V162H228ZM50 162H51V160H50ZM119 162H120V160H119ZM194 162V161H193ZM232 162V161H231ZM235 161L233 160V163H234ZM151 163V164H152ZM171 163H172V161H171ZM197 163H198V161H197ZM196 163V164H197ZM47 164V163H46ZM109 164V163H108ZM150 164V163H149ZM150 164V165H151ZM170 164V163H169ZM173 164V163H172ZM182 164V163H181ZM190 164V163H189ZM193 164V163H192ZM226 164H228V163H226ZM225 164V165H226ZM230 164H232V163H230ZM102 165V166H101ZM106 165V164H105ZM105 165H104V167H105ZM148 165V164H147ZM149 165V166H150ZM101 166V167H100ZM111 166H112V164H111ZM144 166V165H143ZM154 165H152V167H149L150 169H152V168H154V169H156L157 171L159 170L158 168H155V167H153ZM172 166V165H171ZM176 166V165H175ZM174 166V167H175ZM179 167L180 166H182V167H184L183 165H178ZM228 166V165H227ZM227 166H225V168H222V170H225L226 169V167ZM230 166V165H229ZM228 166V167H229ZM232 166V165H231ZM47 167V168H48ZM100 167V168H99ZM121 167V166H120ZM173 167V166H172ZM178 167V168H179ZM188 167V166H187ZM187 167H186V169H187ZM217 167V166H216ZM215 167V168H216ZM111 168V167H110ZM141 168H142V166H141ZM219 168V167H218ZM114 169V168H113ZM142 169H144V167L142 168ZM145 169H146V166H145ZM144 169V170H145ZM153 169V170H154ZM165 169V168H164ZM163 169V170H164ZM172 169V168H171ZM176 169V168H175ZM181 169V168H180ZM220 169V168H219ZM230 169V168H229ZM107 170V169H106ZM147 171L146 172H148V166H147V169H146ZM153 170H151V171H149L150 173H147V174H144L145 173V171L143 172V174L145 175H143L144 177V180H142L143 178H140L142 181H144V183H142V184H138L137 186H135L134 188H131V190H128V191H126V192H123L122 194H120V195H118V196H116V197H114V201H113V203L115 202V204H117V205H122V203L123 202H126V201H129V198H130V201L129 202H132V203H136L137 204V202L141 199V197H142V195L144 194V192H147V193H145V194H148V193H150V191L151 190H149V191H146V190H148V187L151 185V184H154V183H156L154 180L156 179V175L158 174H156V172L155 171H153ZM177 170V169H176ZM181 170H183V169H181ZM180 170V171H181ZM216 170H217V168H216ZM215 170V171H216ZM222 170L220 171L219 170V172H222ZM43 171H45V170H43ZM104 171V170H103ZM140 171H141V169H140ZM167 171V170H166ZM168 171H170V170H168ZM172 171V170H171ZM173 171H174V169H173ZM178 171V170H177ZM232 171V170H231ZM102 172V171H101ZM158 172H160V171H158ZM161 172H162V170H161ZM160 172V173H161ZM186 172V171H185ZM184 172V173H185ZM217 172L218 171H216V173H215V175L217 174ZM233 172V173H234ZM138 173H139V176H141L142 177V173L141 172H139L138 171ZM137 173V174H138ZM166 173V172H165ZM176 173H178V172H176ZM174 174L173 172H167V175H166V179H165V182H166V180L170 183V184H176V175L177 174ZM41 174V173H40ZM135 175L136 176V178L138 177L139 178V176L138 175ZM148 174H150V175H148ZM156 174V175H155ZM162 174V173H161ZM112 175V174H111ZM147 175V176H146ZM198 175V176H199ZM218 175H219V173H218ZM218 175H216V176H218ZM227 175V174H226ZM225 175V176H226ZM229 175H230V173H229ZM42 176V175H41ZM44 176V175H43ZM89 176H91V178H88ZM152 176H155V177H152ZM158 176L161 178V177H164L165 175H159L158 174ZM184 176V175H183ZM188 176V175H187ZM220 176V175H219ZM238 176V177H237ZM181 177V176H180ZM189 177V176H188ZM192 177V178H193ZM88 178V179H87ZM106 178V177H105ZM191 178V177H190ZM198 178V177H197ZM215 178H217L218 179V177H215ZM225 178V177H224ZM40 178H38V180H39ZM164 179V178H163ZM179 179V178H178ZM200 179V178H199ZM198 179V180H199ZM222 179V178H221ZM220 179V180H221ZM231 179V178H230ZM230 179H229V182L228 183H230ZM233 179V178H232ZM94 180V179H93ZM133 180V179H132ZM138 180V179H137ZM141 180H138V181H140L141 182ZM180 180V179H179ZM179 180H178V182H179ZM185 180V179H184ZM219 180V183L221 182ZM226 180H228L227 178H226ZM40 181V180H39ZM186 181H188V179L186 180ZM35 182V181H34ZM87 182H89V181H87ZM92 182V181H91ZM135 182V181H134ZM154 182V183H153ZM182 182V181H181ZM180 182V183H181ZM190 182V181H189ZM193 182H195V181H193ZM200 182V181H199ZM201 182H202V179H201ZM227 182V181H226ZM225 182V183H226ZM63 183L62 184H60L61 186L63 185ZM135 183H137V182H135ZM139 183V182H138ZM168 183V184H169ZM180 183H179V185H180ZM192 183V182H191ZM223 184H224V182H222ZM222 183H220V184H222ZM31 184H33V182L31 183ZM65 184L66 185H71L70 186V188H68V186H66L65 187ZM85 184H87V185H89L90 184V182H89V184L88 183H85ZM84 184V185H85ZM102 184V183H101ZM134 183H132L131 184V186L133 185ZM143 184L145 185V186H147V187H145L144 186V189L142 188L143 187ZM172 184V185H173ZM193 184V183H192ZM196 184V183H195ZM202 184H204V183H202ZM219 184V185H220ZM231 184V183H230ZM34 185V184H33ZM83 185V186H84ZM86 185V186H87ZM93 185V184H92ZM128 185V184H127ZM177 186H178V184H176ZM175 185V186H176ZM182 185H183V182H182ZM182 185H181V187H182ZM81 187H82V185H80ZM93 186H95V185H93ZM153 186V185H152ZM151 186V187H152ZM157 186V185H156ZM164 186V185H163ZM174 186V187H175ZM184 186V185H183ZM196 186V185H195ZM29 187V188H30ZM77 189H78V186H75ZM99 187H101V186H99ZM125 187V186H124ZM123 187V188H124ZM133 187V186H132ZM154 187H155V185H154ZM161 187V186H160ZM190 187V186H189ZM188 187V189H190ZM231 187H232V185H231ZM29 188H28V190H29ZM57 188V187H56ZM125 188H127V187H125ZM124 188V189H125ZM145 188H147V189H145ZM150 188V187H149ZM25 189V188H24ZM74 189V188H73ZM72 189V190H73ZM88 189V188H87ZM97 189H98V186H97ZM120 189V188H119ZM133 189V190H132ZM156 189V188H155ZM29 190V191H30ZM52 190V191H51ZM71 190V189H70ZM70 190H68V191H70ZM74 190H76V189H74ZM91 190V189H90ZM95 190V189H94ZM123 190V189H122ZM121 190V191H122ZM126 190V189H125ZM158 190V192H159V188L157 189ZM185 190H187V188L185 189ZM192 190H193V188H192ZM24 192V193H30V192ZM120 191V190H119ZM155 191V190H154ZM161 191V190H160ZM164 191H167V190H164ZM164 191H163V193H164ZM65 192H67L66 190H65ZM81 192V191H80ZM85 192H87V191H85ZM171 192H172V190H171ZM174 192H176V191H173V193ZM182 192V191H181ZM53 193V192H52ZM55 193V192H54ZM57 193V192H56ZM61 193V192H60ZM114 193V192H113ZM152 193V192H151ZM154 193V192H153ZM152 193V194H153ZM177 193V192H176ZM174 193L175 194V196H173V197H179V196H177V194H180V193ZM186 193V192H185ZM184 193V197L186 196V194L188 193H186L185 194ZM190 193V192H189ZM26 194H24V195H26ZM33 194V193H32ZM57 194H59V193H57ZM55 195V196H60V195ZM69 194V193H68ZM82 194V193H81ZM107 194V193H106ZM119 194V193H118ZM156 194V193H155ZM161 194V193H160ZM160 194H158L159 196H160ZM29 195V194H28ZM33 195H35V194H33ZM32 195V196H33ZM52 195V194H51ZM54 195V194H53ZM62 195V194H61ZM113 195V194H112ZM148 195H150V194H148ZM157 195V194H156ZM164 195V194H163ZM162 194H161V198H162V196H163ZM180 195H182V194H180ZM32 196H30V198L32 199L33 197ZM102 196V195H101ZM115 196V195H114ZM153 196V195H152ZM151 196V197H152ZM169 196H172V194H169ZM169 196H167V193H166V197H169ZM182 196V197H183ZM25 197V196H24ZM29 197V196H28ZM52 197H54V196H52ZM79 197H80V194H79ZM113 197V196H112ZM154 197H156L155 195H154ZM173 197L171 198V200L173 199ZM186 197H189V196H186ZM34 198H35V200H36V195L34 196ZM50 198V197H49ZM61 198V197H60ZM60 198H58V199H60ZM65 198V197H64ZM78 197L77 196H75V197H71V198H69L68 197V199H67V201L65 202V203H63V205H60L59 206V208L57 209V210H55L54 211V214L52 215L53 216V218L51 219L52 221L54 220V223H56V222H58L57 220H59V219H57V218H62V219H65L63 216L64 215H66V218H67V216L69 215H72L71 213L70 214H68V212H69V208H71L72 210L74 209V208H76L75 207V205H74V208H72V206L73 205H71V204H73V202L75 203V201H76V199H77ZM83 198V197H82ZM106 198V197H105ZM108 198H109V196H108ZM146 198V197H145ZM161 198H158V199H160L161 200ZM28 199V198H27ZM63 199V198H62ZM97 199H99V197L97 198ZM100 199H102V201H104V199L103 198H101L100 197ZM144 199V198H143ZM142 199V200H143ZM153 199V198H152ZM155 199V198H154ZM184 199V198H183ZM11 200V199H10ZM16 200V199H15ZM45 198L43 199V201H39L38 203H37V201H38V199H37V201H36V203L35 204H38L40 207H44V205H43V203H46L45 202ZM51 200H52V198H51ZM53 200H55V199H53ZM75 200V201H74ZM81 200V199H80ZM80 200H79V202H80ZM106 200V199H105ZM108 200V199H107ZM110 200V199H109ZM108 200V201H109ZM146 200V199H145ZM156 200V199H155ZM176 200H178V202L176 201ZM175 200V202H176V205H177V203H180L181 202V200H180V202H179V199L177 198ZM188 199L186 198V199H184V200H182V201H185L184 202V204H186V202L188 203V201H187ZM25 201V200H24ZM34 201V200H33ZM46 201H48V199L46 200ZM82 201V200H81ZM108 201H106V202H108ZM111 201V200H110ZM109 201V202H110ZM141 201V200H140ZM139 201V202H140ZM156 201H159V200H156ZM156 201H154L155 202V204H157V203H159V202H157L156 203ZM167 201V200H166ZM23 202V201H22ZM28 202V201H27ZM26 201H25V203H27ZM93 203H94V201H92ZM138 202V203H139ZM143 202V201H142ZM24 203V202H23ZM29 203H31V202H29ZM48 203H50V202H48ZM48 203L46 204V205H48ZM82 203V205H84L83 204V202H81ZM99 203V202H98ZM105 203V202H104ZM111 204V202L109 203L111 206L112 205H114V204ZM134 203V204H135ZM167 203V202H166ZM170 203V202H169ZM174 203V202H173ZM22 204V203H21ZM34 204V205H35ZM87 204V203H86ZM89 204V203H88ZM91 204V203H90ZM102 203H101V200H100V206H98V207H96V209H95V212H94V216H96V214L98 215L97 217V220H99V214L100 213H103V217H100L101 219L103 218V220L105 221L107 218H108V216H107V218H104V217H106V215L104 216V213H106V214H110V213H107L108 211V206H110V205H107V204H103V205H101ZM134 204H132V205H134ZM135 204V205H136ZM163 204H165V203H163ZM171 204V203H170ZM181 204H179V205H181ZM23 205V204H22ZM41 205H43V206H41ZM134 205V206H135ZM138 205V204H137ZM158 205H160V204H158ZM157 205V207L156 208H158L159 206ZM173 206H174V204H172ZM181 205V206H182ZM188 205H190V207L188 206ZM5 206V205H4ZM21 206V205H20ZM25 206V205H24ZM24 206H22V207H24ZM29 206V205H28ZM36 206V205H35ZM71 206V207H70ZM89 206V205H88ZM91 206V205H90ZM93 206H97V205H93ZM161 206V205H160ZM165 205H163L162 207H164ZM171 206V205H170ZM26 207V206H25ZM87 207V206H86ZM86 207H84L83 208V206L81 207V208H83V209H85ZM116 207V206H115ZM153 207H155V206H153ZM20 208V207H19ZM81 208H78V209H81ZM89 208V207H88ZM91 208V207H90ZM93 208V207H92ZM108 208V209H107ZM121 208H123V207H121ZM161 207H159V209H160ZM4 209V208H3ZM78 209H76V210H78ZM87 209V208H86ZM86 209L85 210H82V214H81V210H79V211H77V212H80V216H82V220L84 221V220H86V219H83V217H85L84 215L85 214H87V211H86ZM120 209V208H119ZM161 209H164V208H161ZM170 209H171V207H170ZM177 209V210H176ZM179 209V210H178ZM182 209V208H181ZM28 210V209H27ZM32 210V209H31ZM42 210H43V208H42ZM87 210H91V209H87ZM123 210V209H122ZM168 211H169V208L167 209ZM166 210V211H167ZM171 210H173V209H171ZM170 210V211H171ZM182 210V212L184 213V212H186V211H188V210H184L183 211ZM14 211H15V209H14ZM40 211V210H39ZM52 211V210H51ZM107 211V212H106ZM165 211V212H166ZM12 212H13V210H12ZM35 212V211H34ZM37 212V211H36ZM76 212V211H75ZM76 212V213H77ZM91 212H92V210H91ZM90 212V213H91ZM92 212V213H93ZM126 212H129V211H126ZM161 212V211H160ZM11 213V212H10ZM73 213H74V210H73ZM88 213H89V211H88ZM91 213V214H92ZM115 213H116V211H115ZM119 213H121V212H119ZM172 213V212H171ZM49 214V213H48ZM51 214V213H50ZM90 214V215H91ZM117 215H119L118 213H116ZM115 214V215H116ZM124 214H126L125 212H124ZM132 214H134V213H132ZM131 214V215H132ZM168 214H170V213H168ZM173 214V213H172ZM255 214V215H256ZM74 215V214H73ZM129 215V214H128ZM127 215V216H128ZM166 215V214H165ZM173 215V216H174ZM76 217L77 216H79V213H78V215H75ZM91 216H93V214L91 215ZM120 216V215H119ZM121 216H123V215H121ZM130 216V215H129ZM128 216V217H129ZM160 216V215H159ZM158 216V217H159ZM176 216H177V214H176ZM76 217H75V219H76ZM87 217V216H86ZM89 217V216H88ZM88 217H87V220H88ZM157 217V218H158ZM165 217V216H164ZM163 217V218H164ZM169 217H171V216H169ZM254 217V216H253ZM261 217H263V216H261ZM45 218H47V217H45ZM90 218V217H89ZM96 218V217H95ZM94 218V219H95ZM114 218V217H113ZM115 218H117V217H115ZM119 218V217H118ZM117 218V219H118ZM120 218H123V217H120ZM127 218V217H126ZM161 218V217H160ZM166 218H167V215H166ZM244 218V219H243ZM248 218V217H247ZM264 218V217H263ZM55 219H56V222H55ZM60 220L61 222L63 221V222H65L64 220ZM68 219V218H67ZM70 219V218H69ZM81 219V218H80ZM110 218H108V220H109ZM124 219V218H123ZM128 219V218H127ZM133 218H131V219H129V221L130 220H132ZM162 219V218H161ZM161 219H159L160 221H163V219L161 220ZM168 219V218H167ZM249 219V218H248ZM259 219H261V218H259ZM259 219H258V221H259ZM48 219H46V221H47ZM66 220V219H65ZM78 220V219H77ZM76 220V221H77ZM90 220V219H89ZM116 220V219H115ZM126 219H124V221H125ZM136 220V219H135ZM135 220H133V221H135ZM177 220V219H176ZM254 220V219H253ZM263 220V219H262ZM45 221V222H46ZM67 221V220H66ZM70 221V220H69ZM82 221V222H83ZM100 221V220H99ZM104 221H100V222H103L104 223ZM111 221V220H110ZM109 221V222H110ZM118 221H121V220H119L118 219ZM123 221V222H124ZM168 221H170V219L168 220ZM246 221V220H245ZM244 221V222H245ZM249 221H251V219H249ZM261 221V220H260ZM40 222V221H39ZM44 222V221H43ZM44 222V223H45ZM49 223H50V217H49V221H48ZM61 222H59V223H61ZM62 222V223H63ZM68 222V221H67ZM66 222V223H67ZM86 222V221H85ZM126 222H128V221H126ZM131 222V221H130ZM156 222H159L158 221V219H157V221ZM165 222V221H164ZM43 223V224H44ZM49 223H47V225H49L50 226V224ZM59 223H57V224H59ZM88 223V222H87ZM113 223H116V221L115 222H113ZM122 223V222H121ZM125 223V222H124ZM163 223V222H162ZM161 223V224H162ZM237 223V222H236ZM240 224H241V222H239ZM239 223H237V224H239ZM38 224H40V223H38ZM82 224V223H81ZM96 224V223H95ZM118 224V223H117ZM127 224V223H126ZM159 224V223H158ZM227 224L225 225L226 226V229L228 228V233H229V231H230V229H229V227L227 226ZM239 224V225H240ZM247 224H249L248 222H247ZM258 224V225H257ZM257 224H252V226L249 228L248 226H247V231H248V233H245L246 231H244V233H242V234H239V232L241 233V231L238 229H235L237 226H239V225H235V231L234 232H232V228H231V226H234V225H232V224H229V225H231L230 226V228L232 229L231 230V232L232 233H235L236 231V233L238 234H234V235H237L236 237L235 236H232L231 235V232L229 233L230 235H231V238H230V236H228V233H223V235H222V233H221V231L220 230H222V229H220L219 231H218V233L217 234H215V236H212V238H211V241H210V243L211 244H214V247L212 248V251H210L207 255H201L200 254V252H199V254L198 255H196L195 253H191L193 256H191L190 254H188V253H186L187 252V250H184V251H186V252H184V254L186 253L187 255H190V256H188V257H186V258H188V259H193V260H195L196 262H198V263H200L199 261H201V263H213V264H235V263H237V264H247V263H252V264H258V263H256V262H259V263H263L264 262V257L263 258H259V259H257V260H255L254 258H255V255L254 254H252V256L254 255V257H249L248 256V258H246L245 256L244 257H235V256H233L231 253H232V249L231 248H225L227 245H229V246H231V245H237V244H239L238 245V247L240 246V245H242V244H244V245H248L249 244V246H252L253 247V249L255 248V246L256 245H264V243L262 242V243H260V242H255V241H248V240H251V239H256V237L257 238H259L258 237V235L257 234H261V232H263L264 233V231L262 230L261 232H260V230L258 229V227L259 228H264L263 226L264 225H260L261 223H257ZM42 225V224H41ZM54 225V224H53ZM80 225V224H79ZM86 225V224H85ZM84 225V226H85ZM91 225V224H90ZM93 225V224H92ZM107 225V224H106ZM105 225V226H106ZM114 226L115 225V227H116V224H110L109 225V227L110 226ZM120 225V224H119ZM118 225V226H119ZM122 225V224H121ZM129 225L130 224H128V227H129ZM165 225V224H164ZM168 225V224H167ZM242 225H243V223H242ZM48 226V227H49ZM87 226H89L88 224H87ZM100 226V225H99ZM102 226V228H103V225H101ZM105 226H104V229H106L105 228ZM155 226H156V224H155ZM157 226H159V225H157ZM44 226H42V228H43ZM47 227V226H46ZM83 227V226H82ZM115 227H113V228H115ZM123 227H125V226H123ZM166 227V226H165ZM244 227H246V226H244ZM96 228H98V226L96 227ZM117 228H121V227H117ZM157 228V227H156ZM172 228V227H171ZM170 228V229H171ZM223 228H225V227H223ZM239 228H240V226H239ZM3 229L5 230V228L3 227ZM44 229H45V227H44ZM82 229V228H81ZM84 229V228H83ZM107 229H109V230H112V228L110 229V228H107ZM106 229V230H107ZM122 229V228H121ZM121 229H120V231H121ZM124 229V228H123ZM122 229V230H123ZM164 229V228H163ZM167 229H169V226L166 228V231H167ZM226 229H225V231H226ZM242 229V228H241ZM97 230H99V229H97ZM108 230V231H109ZM157 230H159V229H157ZM244 230H246V228L244 229ZM3 231V230H2ZM82 231V230H81ZM84 231V230H83ZM105 231V230H104ZM124 231V230H123ZM163 231V232H162ZM162 231H160L161 233H163L164 234V230H162ZM222 231H224V230H222ZM224 231V232H225ZM170 232V231H169ZM243 232V231H242ZM2 233V232H1ZM7 232H5V234H6ZM166 233V232H165ZM173 233V234H172ZM221 233V236L219 235ZM4 234V233H3ZM200 234L199 235H197V236H200ZM213 234V235H214ZM2 235V234H1ZM11 235V234H10ZM159 235H160V233H159ZM167 235V234H166ZM165 235V236H166ZM170 235V234H169ZM169 235H168V238L167 239H169L170 237H169ZM170 235V236H171ZM224 235H227L226 237L227 238H222V237H224ZM8 236V235H7ZM163 236V235H162ZM173 236V237H174ZM175 236V237H176ZM184 236V237H185ZM197 236H195V237H197ZM205 236V235H204ZM203 236V237H204ZM263 236V235H262ZM0 237H2V236H0ZM9 237V236H8ZM7 237V238H8ZM13 237V236H12ZM12 237L10 238L11 240H12ZM41 237H43V236H41ZM173 237L171 238L172 240L171 241H173ZM174 237V238H175ZM182 237V236H181ZM184 237H183V239H184ZM207 237V236H206ZM210 237V236H209ZM233 237V238H232ZM235 237V238H234ZM264 237V236H263ZM5 237H3V239H4ZM15 238V237H14ZM67 238H69V237H67ZM99 238V237H98ZM162 238H164V236L162 237ZM165 238V239H166ZM186 238V237H185ZM194 238V237H193ZM261 238V237H260ZM42 239V238H41ZM96 239V238H95ZM104 239V238H103ZM102 239V240H103ZM166 239V241H169V240H167ZM179 239L180 238H178L175 242L177 243L178 241H179ZM182 239V238H181ZM180 239V240H181ZM182 239V240H183ZM190 239V238H189ZM195 239H197V238H195ZM194 239V240H195ZM198 239H202V235H201V238H198ZM254 239V240H255ZM262 239V238H261ZM6 240V239H5ZM8 240V239H7ZM6 240V241H7ZM11 240H9V241H11ZM14 240V239H13ZM102 240H99V242H101ZM107 240H108V238H107ZM109 240H110V238H109ZM130 240V239H129ZM182 240H181V242H182ZM187 241H188V238L186 239ZM190 240H192V239H190ZM190 240H189V243H191L190 242ZM244 240H247V241H244ZM263 240H264V238H263ZM15 241H17V240H15ZM37 241H39L38 239H37ZM64 241H66V240H64ZM63 240H62V242H64ZM95 241H97V240H95ZM94 241V242H95ZM112 241H113V239H112ZM112 241H110V242H112ZM165 241V240H164ZM173 241V242H174ZM184 241H185V239H184ZM186 241V242H187ZM201 242H202V240H200ZM262 241V240H261ZM0 242H3V241H0ZM20 242V241H19ZM19 242H15L16 244H18ZM35 242V241H34ZM40 242V244L42 243V240L41 241H39ZM58 242V241H57ZM93 242V241H92ZM92 242H89L90 244L92 243ZM106 242V241H105ZM163 242V241H162ZM162 242L160 243V242H158L159 244H162ZM172 242V243H173ZM174 242V243H175ZM180 242V241H179ZM180 242V243H181ZM193 243H194V241H192ZM205 242V241H204ZM8 243V246H6V244ZM7 243H4V245L5 246H1L0 247V254H1V257H3V258H1V259H16V258H32V257H46V256H60V255H70V254H72V255H77V256H79V257H82V256H92V257H128V259L130 260V258L129 257H131L132 258V260H133V258H145V257H149V256H152V257H158V256H153V255H156V254H154L153 252L151 253V254H153V255H149V254H147L146 255V253H144V249H142V251H143V253H141V252H139L138 250H137V252H138V254L137 253H134L133 252V250L131 249V250H125V248L123 249V250H121L122 248H120L119 249V247L116 245V247H118V250L116 249V250H112V249H110V250H108V249H106V247L104 248V249H99L100 248V246H98V249L96 248H93L91 245V247H92V249L90 248V246H89V248L91 249V251L89 250H86V251H82L81 249L82 248H80V249H78V250H81V251H74L73 250V248L71 249L70 247V249L69 250H67V249H65V248H63L62 246V248L61 247H59L60 245H58L57 243V245H58V247L59 248H61V249H59V248H55V246H57L56 244H55V246H54V248L55 249H52L53 247L52 246H50V247H52L51 249L49 248V249H45V248H43V246H41L40 244H38V246H39V248L37 247H32V245L30 246V247H28L29 245H27L26 244V246L27 247H20V248H18V246H14L13 247V245H11V243L9 244V242L7 241ZM13 243V242H12ZM36 243V242H35ZM51 243V242H50ZM49 243V244H50ZM59 244H60V242H58ZM98 243V242H97ZM97 243L95 244V247H97ZM103 243V242H102ZM102 243H99V245L100 244H102ZM114 243V242H113ZM113 243H110V244H113ZM123 243H125V242H123ZM130 243V242H129ZM155 243H157V242H155ZM155 243H153V244H155ZM168 243V242H167ZM166 243V244H167ZM170 243V242H169ZM169 243H168V247L170 246L169 245ZM188 243V244H189ZM196 244L198 243L197 241L195 242ZM194 243V244H195ZM2 244V243H1ZM0 244V245H1ZM33 244V243H32ZM64 243H62L61 245H63ZM93 244V243H92ZM108 244H109V242H108ZM108 244H105V245H108ZM110 244H109V246H110ZM120 244V243H119ZM143 244V243H142ZM141 244V245H142ZM150 244H151V242H150ZM152 244V245H153ZM164 244H165V242H164ZM171 244V243H170ZM199 244L200 243H198V246H199ZM203 244V243H202ZM250 244H252V245H250ZM253 244H255V246H253ZM36 245V244H35ZM34 245V246H35ZM43 245V244H42ZM47 245V244H46ZM50 245H53V244H50ZM65 245V244H64ZM67 245V244H66ZM104 245V246H105ZM140 245V244H139ZM138 245V246H139ZM144 245H145V242H144ZM143 245V246H144ZM163 245V244H162ZM180 245V244H179ZM206 245H208L207 243H206ZM37 246V245H36ZM49 246V245H48ZM126 246V245H125ZM129 246V245H128ZM134 246V245H133ZM148 246V245H147ZM150 246V245H149ZM165 246V245H164ZM172 246V245H171ZM170 246V247H171ZM174 246V245H173ZM177 246H178V243H177ZM177 246H176V248H177ZM182 246H184V242H183V245ZM181 246V247H182ZM187 246V245H186ZM194 246V245H193ZM192 246V247H193ZM196 246V245H195ZM200 246H202V245H200ZM67 247V246H66ZM76 247H77V245H76ZM113 247H115V246H112L111 248H113ZM121 247H123V244L121 245ZM137 247V246H136ZM155 246H153L152 248H154ZM167 247V246H166ZM165 247V248H166ZM190 247V244H189V246H188V248ZM191 247V248H192ZM206 247V246H205ZM205 247H202L203 249L205 248ZM210 247V246H209ZM241 247H244V246H241ZM246 247H248V246H246ZM75 248V247H74ZM84 248V247H83ZM101 248H103V246L101 247ZM108 248V247H107ZM130 248H131V245H130ZM141 248H142V246H141ZM143 248H147V247H143ZM149 248V247H148ZM159 248H160V246H159ZM161 248H162V246H161ZM160 248V249H161ZM164 248V247H163ZM164 248V249H165ZM174 248H175V246H174ZM179 248V247H178ZM178 248H177V250H178ZM185 249H186V247H184ZM191 248H189V249H191ZM194 248V247H193ZM201 248V249H202ZM236 248H237V246H236ZM94 249V250H93ZM129 249V248H128ZM136 249V248H135ZM150 249H151V247H150ZM149 249V250H150ZM155 249V248H154ZM158 249V248H157ZM159 249V250H160ZM164 249H162V250H164ZM169 249V248H168ZM171 249H173V248H171ZM197 249V248H196ZM211 249V248H210ZM233 249H235V248H233ZM253 249H252V251H253ZM256 249V248H255ZM259 249H260V251H261V247H259ZM258 249V250H259ZM264 248H262V250H263ZM84 250H85V248H84ZM121 250V251H120ZM140 250V249H139ZM146 250V249H145ZM176 250V251H177ZM183 250V249H182ZM194 250V249H193ZM193 250H190V251H193ZM198 250V249H197ZM200 250V249H199ZM238 250L240 251V248H238ZM257 250V249H256ZM135 251V250H134ZM152 251H154V250H152ZM165 251H166V249H165ZM165 251H162V252H165ZM169 251V253L171 252L170 250H168ZM250 251V250H249ZM251 251V252H252ZM148 252V251H147ZM155 252V251H154ZM157 252H161V250L160 251H158L157 250ZM180 252V251H179ZM182 252V251H181ZM188 252H189V250H188ZM194 252V251H193ZM233 252H234V250H233ZM244 252V251H243ZM144 254V255H141V254ZM149 253V252H148ZM156 253V252H155ZM167 253V252H166ZM165 253V254H166ZM169 253H168V255H169ZM178 253V252H177ZM261 253V252H260ZM160 254V253H159ZM158 254V255H159ZM162 255H163V253H161ZM160 254V255H161ZM164 254V255H165ZM182 254V253H181ZM203 254V253H202ZM242 254L243 253H241L240 255L242 256ZM259 254V253H258ZM3 255V256H2ZM10 255H13V256H10ZM19 255V256H18ZM22 255H25V256H22ZM26 255H35V256H26ZM39 255H43V256H39ZM46 255V256H45ZM161 255V256H162ZM167 255V254H166ZM165 255V256H166ZM170 255H172V256H175V254H172V253H170ZM234 255H235V253H234ZM239 255V256H240ZM257 255V254H256ZM7 256V257H6ZM178 257H181L182 256V260L184 259V256H186V255H180L179 256V254L177 255ZM236 256H238V255H236ZM160 257V256H159ZM177 257V258H178ZM261 257V256H260ZM161 258H163V256L161 257ZM165 258V257H164ZM168 258H172V257H168ZM173 258H175V257H173ZM257 258V257H256ZM90 259H105V258H90ZM114 259H118V258H114ZM181 259V258H180ZM187 259V260H188ZM175 260V259H174ZM173 260V261H174ZM178 260V259H177ZM152 261V260H151ZM155 261H157V260H155ZM176 261V260H175ZM180 261V260H179ZM184 261H186V259L184 260ZM184 261H182V262H184ZM194 262V261H193Z\"/></svg>","mask_w":264,"mask_h":264},{"label":"water","instance_id":"obj_3","mask_svg":"<svg viewBox=\"0 0 264 264\" xmlns=\"http://www.w3.org/2000/svg\"><path fill=\"white\" fill-rule=\"evenodd\" d=\"M0 264H213V263L90 259V258H69V257H32V258L0 259Z\"/></svg>","mask_w":264,"mask_h":264}]
</instances>
